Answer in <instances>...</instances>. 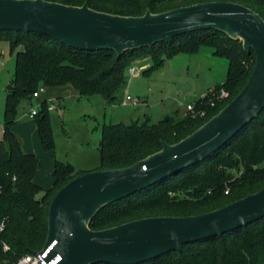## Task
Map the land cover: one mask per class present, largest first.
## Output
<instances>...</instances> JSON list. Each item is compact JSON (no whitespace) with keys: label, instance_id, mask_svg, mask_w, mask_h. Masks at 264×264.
Masks as SVG:
<instances>
[{"label":"trees","instance_id":"16d2710c","mask_svg":"<svg viewBox=\"0 0 264 264\" xmlns=\"http://www.w3.org/2000/svg\"><path fill=\"white\" fill-rule=\"evenodd\" d=\"M47 1L73 6L87 3L94 10L121 16H142L147 10L157 14L198 3L230 1L253 9L264 19V0ZM0 41L8 42L10 52H16L14 78L0 135V224L4 223L0 231V264H17L23 256L42 249L48 234L49 208L63 186L88 172L131 166L160 151L163 143L180 142L234 99L256 64L255 53L244 51L240 40L215 30H201L174 38L170 43L126 51L120 58L112 50L76 49L52 38L22 31H0ZM204 48H211L214 56L226 59L228 71L224 82L212 92L193 99V112L187 111L183 116L177 112L158 122L146 118L130 124H104L98 147L100 162L96 168L77 171L70 163L56 162L52 187L43 190L33 182L38 160L23 151L19 137L11 130L22 100L31 101L40 88L72 86L80 96H100L112 104L126 89L127 72L135 59L151 56L154 66L159 67L165 58L197 54ZM222 90L228 93L227 98L216 99L212 95ZM49 106L47 101L41 102L33 117L43 146L53 150ZM263 188L264 111L205 162L107 205L89 226L92 230H104L148 217L199 215ZM178 191L192 194L193 199L172 200L170 195ZM41 192L43 196L38 198ZM142 264H264V218L222 236L184 245L180 251Z\"/></svg>","mask_w":264,"mask_h":264},{"label":"water","instance_id":"95a60500","mask_svg":"<svg viewBox=\"0 0 264 264\" xmlns=\"http://www.w3.org/2000/svg\"><path fill=\"white\" fill-rule=\"evenodd\" d=\"M201 30L240 40L256 64L242 90L220 112L176 144L131 166L82 174L51 202L40 251L46 264H142L184 245L222 236L264 218V188L213 211L157 216L104 230L90 222L107 205L205 162L264 111V19L235 2H204L162 13L121 16L47 0H0V31L36 33L82 50L126 51L170 43ZM12 88V85L10 86Z\"/></svg>","mask_w":264,"mask_h":264},{"label":"rangeland","instance_id":"374dc122","mask_svg":"<svg viewBox=\"0 0 264 264\" xmlns=\"http://www.w3.org/2000/svg\"><path fill=\"white\" fill-rule=\"evenodd\" d=\"M15 55L16 52H10L8 42L0 41V126L4 125L6 99L14 78ZM133 66L140 67L141 71L133 75L127 72V87L112 104L100 96H80L72 86L44 87L38 98L20 102L11 130L19 137L23 151L38 160L33 178L36 185L43 190L53 186L56 162L70 163L77 171L96 168L100 162L98 147L104 124H130L146 118L158 122L177 112L183 116L196 98L194 95L211 92L224 82L228 71V61L214 56L211 48L193 55L165 58L159 67L154 66L151 56L135 59ZM127 95L131 100L126 101ZM43 101L49 105L53 101L55 105V108L49 106L53 150L45 149L36 120L30 116L33 109L39 110ZM170 197L177 202L193 199L192 194L183 191L174 192Z\"/></svg>","mask_w":264,"mask_h":264},{"label":"built area","instance_id":"2783aa9c","mask_svg":"<svg viewBox=\"0 0 264 264\" xmlns=\"http://www.w3.org/2000/svg\"><path fill=\"white\" fill-rule=\"evenodd\" d=\"M138 71H141L140 70V67H138V66H133V67H130L129 68V72L132 73L131 75L135 74ZM42 92H44V88H40L38 91H36L33 94V97L34 98H38ZM212 95L214 97H216V99H223V98H227L228 97V93L226 91H224V90H222L220 92V94H218V95L215 94V93H213ZM204 96H205V94L202 95L201 97H204ZM128 100H131V96L130 95H127L126 96V101H128ZM211 105H214V102L213 101H212ZM50 107L51 108H55V105L51 103L50 104ZM187 111L193 112L194 111V105L193 104H190L188 106V110ZM36 113H37V110L36 109H33L31 111L30 116L33 117V116L36 115ZM200 114L203 115V113H200ZM3 228H4V223H1L0 224V231H2ZM4 248H5V250H7L8 249V246L5 245ZM46 256H47L46 253L45 254H33V253H29V254L23 256L21 259H19L18 262H17V264H46L45 263V260H44L46 258Z\"/></svg>","mask_w":264,"mask_h":264},{"label":"crops","instance_id":"0c3cea01","mask_svg":"<svg viewBox=\"0 0 264 264\" xmlns=\"http://www.w3.org/2000/svg\"><path fill=\"white\" fill-rule=\"evenodd\" d=\"M194 97H197V94H195ZM50 103L53 104V101H50ZM2 127H3V126H0V135L2 134Z\"/></svg>","mask_w":264,"mask_h":264}]
</instances>
